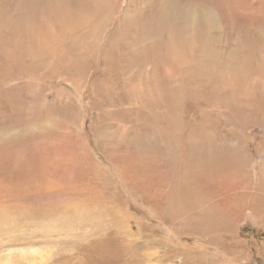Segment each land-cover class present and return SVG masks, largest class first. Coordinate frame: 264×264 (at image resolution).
Here are the masks:
<instances>
[{
  "label": "rangeland",
  "instance_id": "rangeland-1",
  "mask_svg": "<svg viewBox=\"0 0 264 264\" xmlns=\"http://www.w3.org/2000/svg\"><path fill=\"white\" fill-rule=\"evenodd\" d=\"M92 1L39 0L25 16L21 0H0L1 54L31 46L44 62L37 70L31 60L28 78L17 76L20 67L0 69V264H264V131L257 125L264 61L232 55L264 37V0ZM168 5L202 12L210 24L215 56H205L217 64V78L207 69L201 78L202 86L213 83L209 90L179 78L194 58H205L207 27L201 23L189 31L177 24L173 33L163 29L154 45L141 38L142 61L133 64L141 67L127 73L115 57L104 62V51H115L111 37L119 22ZM86 32L99 49L85 73L73 81L53 72L67 56L63 44ZM86 41L82 51L89 48ZM256 52L264 60V47ZM140 82L141 104L130 101ZM163 84L189 94L179 104L181 139L192 143L194 125H205L213 147L235 153L222 167L210 162L218 174L204 185L178 180L174 186L160 162L141 157L147 130L140 131L137 112L157 115L158 130L176 123V106L167 111ZM210 93L217 96L203 105ZM228 94L225 105L221 98Z\"/></svg>",
  "mask_w": 264,
  "mask_h": 264
},
{
  "label": "bare ground",
  "instance_id": "bare-ground-1",
  "mask_svg": "<svg viewBox=\"0 0 264 264\" xmlns=\"http://www.w3.org/2000/svg\"><path fill=\"white\" fill-rule=\"evenodd\" d=\"M37 1H39V0H21L22 5L24 6L25 16H27L33 10L34 6L37 4ZM95 2H97V1H95ZM115 2H117V1H115ZM121 3L122 2H120V4L114 3V5L115 4L116 5L112 9V11L114 10V12H116L118 9H120ZM167 3H169V2H167ZM94 5H96V3H94ZM99 5H101L100 2H99ZM79 6H80V4H79ZM102 6L104 7L105 4L103 3ZM159 6H161V5H159ZM52 9H54V8H52ZM159 9H160V12L159 13H156L155 11H153L152 14L151 13H147V14L142 15L141 12H140L138 15H135V16L129 15L127 21L124 22V23H122V24H121V22H119L120 25H119V27L117 29V32H115L114 35L111 37L112 42L114 43V49H115V51L117 53L115 51H110V50L106 49L104 51V53H103L104 54V57H105L104 62L105 63H109V62L112 61L113 57H115L116 59L119 60L118 63L123 65V67H122L123 70L122 71L124 73H127L126 71H127V68L128 67L129 68L130 67L131 68L141 67L140 65L133 67V64H137V63L139 64V61H137L136 59L139 58L137 56V54L139 53L138 52V49L140 48L141 38L142 39H146L145 40L146 42H147V39H150L152 42H154V43H152L154 45V44L157 43V41H160L159 39L161 38V36H163L162 33H161L163 31H161V30L168 29L167 30L168 31V34H169V31H170V33H173V31H172L173 28L172 27L175 24H177L178 28L183 29L185 31H189V29L192 28L196 23H199V24L201 23L202 25H204L203 26V30H204L205 27H207V33H205L204 43H202V44L205 45V46H207L208 49H202V53H204V56H205V54H210V55L215 56V51H213L215 47L212 45V39L209 36L210 35V24L208 22L206 24V19L204 18V15L202 14V12H201V15H199L200 13L198 11L194 10V9H193L194 12H191L189 10L188 11L187 10H182V9L181 10H173L172 5L171 6L168 5V8H166V9H165L164 6L159 7ZM17 10H18V7H16L15 9H10V11H12L11 13H13L14 11L16 12ZM184 11H186V12H184ZM109 16H111V15L109 14ZM141 16H143L142 19H141ZM97 18L99 19V17H97ZM20 20H22V19H17V21H20ZM100 21H102V20L100 19ZM176 28L177 27L175 25V29ZM103 31H104V29H103ZM105 31H107V30H105ZM154 31L156 33H154ZM167 31H166V34H167ZM86 33H84V34H86ZM96 34H97V32H96ZM189 36H191V35H189ZM1 37H2V35H1ZM66 37H68V36H66ZM77 37L80 40H78ZM77 37H72V35H71L70 42L64 43V40L62 41V43H64L63 44V46H65L64 47L65 48L64 51H66L67 56H65L64 59L61 58L62 60L59 61L60 62L59 63L60 64L59 65L60 67L54 68V71L52 70L55 73H57V72L60 73V75H62V76H65L66 75V77H64V78H67V79H70V80H73V81H76L77 79H79L85 73V71L88 68V66L91 64V62H93V60H92L91 57L94 54L97 53L96 52V49L97 50L99 49L98 48L99 45H97L95 42L91 41V34L87 33L86 35H83V33H82V35H78ZM168 37H169L168 43H170L171 42V36L169 35ZM86 38L89 41V43L86 41ZM21 41H22V39H21ZM26 41L24 42V44L26 43ZM85 41L88 43V46H87V43L85 45L87 47H89V48L87 50H83L82 51L80 48L82 47V45H84ZM247 42L248 41H246L245 44L247 45V47H248L249 50L248 51H244V52L239 51V50H235L232 53L233 60L234 59H236V60L239 59V60H247L248 61V59H250V60L252 59L253 63L263 64V61L264 60H263L262 57H259L257 55L256 50H258V52H259L260 51V48L261 47H264V37L263 36H260V35H257V38H255V40L250 41L251 42V45H250L251 47L247 44ZM16 43H17V40H15V45H16ZM12 44H14V42ZM65 44H67V45H65ZM7 45H8V43H7ZM7 45H5V46H7ZM146 45H149V44L147 43ZM22 46H21V48L16 46L17 48L14 49V50H12L11 52H10V50L12 49V46H11V48L10 47L9 48H5L3 51H7L6 54H1V51H0V69L2 68L3 71L5 70L6 72H11V71H17V69H18L17 67H20L21 68V71L18 70L17 76L18 75H22L23 77L28 78V76H30L31 72H33L32 71V65H31L32 62H31V60H33V63L35 62L36 67H34V68L37 69V70H38V68L41 65H43L44 62L43 61H42L43 63L41 62L42 59H40V61L37 60L40 57L42 58V55L39 58H37L38 56L35 54V51L32 48H30L31 46L28 47V49H27V47H22ZM53 47H51V48H53ZM135 47H136V50H135ZM243 47H244V45H241L239 47L240 50H244V49H242ZM57 50H56V52H57ZM44 52L47 53V51H45V50H44ZM115 53H116V55H115ZM52 54H55V52L52 53ZM63 54H65V52ZM250 54H252V56H249ZM57 56H58V54H57ZM60 57H62V56H60ZM116 59H113V61H116ZM139 60H141V58H139ZM141 61H140V64H141ZM118 63H117V65H119ZM55 64H56V62H55ZM110 64H113V63H110ZM113 66H114V64H113ZM189 67H190V69L188 68L187 71L184 72V74H182V75L179 76V78L180 79H190V80L193 81V85H198V86H200L203 89L205 88L204 90H209L212 87V84L213 83H211V84H209L207 86H202L201 78L203 76L204 70H206V69L209 70V73L208 74H210L211 78L216 77L215 76V70H216L217 64H213V63L207 62V59H206V56H205V58H198V59L197 58H194L191 61V65H189ZM108 68H111V67L108 66ZM229 68H230V66H228L225 69H229ZM139 72L141 74V71H139V70L136 73H139ZM104 73L107 74L106 72H104ZM134 76H135V74H134ZM136 76H138V75H136ZM103 77H104V75H103ZM9 79H11V77ZM4 80L5 79H3V81H1V83L4 82ZM9 81H12L13 82L14 80H9ZM104 81H106V80H104ZM5 83H7V82H5ZM21 85L22 84H20V86ZM204 85H205V83H204ZM131 86L133 87V85H131ZM162 86L164 87V90L162 88L161 89L163 90V94L165 95V99H166V102H167V107H168L167 111L173 110V109H171V107H172L173 104L176 106L175 109L173 110L174 113L176 114V118H177V119H175L176 120V123L174 124L173 128H171V129H170L171 124H170V127L166 124L167 128H164L163 127V129L158 130L157 128H154V126H156V127L161 126V124L158 125L159 118L157 117V115H155V114H151V115H145L144 114V115H141V112L140 111L137 112L136 115H135V118H136V120L139 121L140 131H143V129L144 130H147V133L146 134H143L146 137H144L145 141L142 144V153H141L142 155H141V157L149 158L151 160L153 159V161L155 159L156 161L160 162V165L161 166L160 165L159 166L161 168L162 167L165 168L166 173H167V177L170 180H172L173 182H175V184H173L174 186L176 185V181H178V180H182L183 181V184H184V182L186 183V181L187 182L194 181V182L198 183L199 185H204V181H206L205 178H208V177L210 178L212 175L218 174L217 167L216 168H212L210 166V162H212L214 160H217L218 161V164L217 165L219 167L221 165L229 164V161H233V159L235 157V153L233 155L232 150L226 152V151H223V150H218L217 148L213 147L212 145L215 144V143L213 144V140H215V139L213 137V140H212V138H211L212 136L208 138L207 133H205L203 131L206 128L204 124H203L204 126L201 125L200 127H197L196 126L197 124L194 125L195 126V130L192 133H190V135H189V138L190 137L193 138L192 143H187L186 140L184 141L185 138H182L181 139L179 137V134H178L179 131H180V127H181L180 122H181V118H182V116H181V109L179 108V104H180V102L182 100L181 96H188L189 94L186 93V92H184L180 96L179 93H178V90H176L174 88H170L169 85L163 84ZM127 87L129 88L130 86L127 85ZM233 88L234 87L230 86V87H228V90H230V89L234 90L235 88L234 89ZM214 89L215 90L217 89V84L214 85ZM226 89L227 88H225V90ZM223 90H224V88H223ZM232 90H230L229 92H231ZM147 91H145V94H147ZM100 92H101V90H100ZM100 92L98 93L99 95H101ZM102 94H107V89H106V87L104 85L102 87ZM201 94H202V92H198L197 91V94L194 96V99L197 100V102H198ZM215 94L213 93L211 95V93H210L211 96H210L209 100H208V98L206 100H204L203 101V105L206 104V103H208L207 101L214 100L215 99V96H217ZM229 94L228 95H224V96L221 95V97L223 96L221 98V101L223 103H225V105H226V102L228 101L227 99L229 98ZM132 95L133 96L131 97L130 101L133 102V100H135L136 102H138L139 104H141V82H140V86L137 88V90L133 91ZM189 100L191 101V99H189ZM110 101H112V100H110ZM201 101H202V99H201ZM183 102H184V100H183ZM185 102H187V101H185ZM154 103L155 102H152L151 104H154ZM209 103H211V102H209ZM139 104H137V106ZM242 104H243V102H242ZM254 111H255V109H254ZM257 111L260 114L259 116H260V121H261V122L257 123V125L264 131V99L262 100V104L259 107H257ZM205 113L206 112H204V115H206ZM252 114H254V113H252ZM166 118H167V115H166ZM247 118L250 119L252 117H250V115H249L248 117H246V119ZM142 119H147L148 121H145L143 123L142 122ZM202 120H203V118L200 120V123H203ZM205 121L208 122L207 119ZM205 124L208 125L207 123H205ZM183 130L184 129H182V132H181L182 137H183ZM206 131H208V130H206ZM185 137H187V136H185ZM0 143H1L2 146L5 145L1 141H0ZM263 161H264V159H263ZM156 167H157V165H156ZM162 171H163V169H162ZM153 172H154V170H153ZM168 178H167V181H169ZM168 185L170 186V184H168ZM180 188H181V185H180ZM181 192L184 194V191H181ZM177 196H178V194H177ZM177 196L175 194L174 197H177ZM261 197H262V195H261ZM174 204H175V202H174Z\"/></svg>",
  "mask_w": 264,
  "mask_h": 264
}]
</instances>
